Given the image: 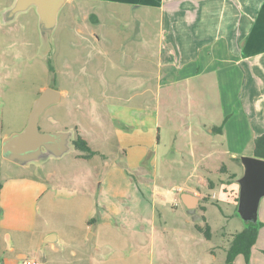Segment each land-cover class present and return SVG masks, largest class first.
Segmentation results:
<instances>
[{
    "label": "crops",
    "instance_id": "obj_1",
    "mask_svg": "<svg viewBox=\"0 0 264 264\" xmlns=\"http://www.w3.org/2000/svg\"><path fill=\"white\" fill-rule=\"evenodd\" d=\"M101 1L111 19L118 9L139 14L131 18L136 27L125 29L129 35L127 43L140 42L135 48L141 53L136 58L139 74L124 80L130 85V93L119 110L120 128L115 132L123 156L110 163L107 148L112 132L103 126L101 115L99 127L89 133L91 140L86 139L96 153L82 156L84 152L73 148L72 137H67L65 151L71 152L75 161L89 163L86 175H79L83 177L80 181L92 177L89 168H97V159L110 166L99 180L100 184L105 183L101 193L115 180L133 185L132 191L120 189L115 198L118 203L138 195L144 201V187L149 195L148 209L138 211L140 216L131 223L114 218V208L106 204L82 210L89 215L85 217L89 224L135 230L132 237L120 241L113 237L96 238L94 244L102 250L107 241L112 244L110 254L130 253L131 260L125 264H143L146 246L154 248L156 243L164 248L162 252L159 249V260L167 258L166 264H187L166 249L167 245L180 243L196 253V264H216L217 249L225 253L232 234L245 226L237 209L240 182L247 171L245 158H261L249 150H253L255 138L264 133V0ZM153 20L156 29L149 32L145 21ZM147 37H154L151 53L144 51ZM146 92L152 93L154 109L145 108ZM41 159L25 163L5 159L21 169L15 175L0 176L3 264H24L27 260L48 263L44 254L24 260L15 247L33 230L37 200L47 189L46 179L29 176L24 170L39 165ZM200 178L206 179V184ZM135 205L141 208L143 204L137 200ZM93 210L97 217H93ZM255 216L254 221L263 225L258 227L249 260L246 262L242 254H237L232 264H264V192L257 198ZM205 227L210 230L208 238L199 231ZM168 231L180 237L169 238ZM15 232L18 238L13 237ZM50 234L42 235L44 242L59 240L54 234L55 238L47 241ZM215 236H221L220 241L212 243ZM92 237L93 233L89 240ZM204 241L208 245L198 250ZM203 254L207 257L202 259ZM89 255L96 259V254ZM222 257L221 264L225 259ZM105 259L99 255L96 260L102 263ZM107 264L115 262L110 260Z\"/></svg>",
    "mask_w": 264,
    "mask_h": 264
},
{
    "label": "rangeland",
    "instance_id": "obj_2",
    "mask_svg": "<svg viewBox=\"0 0 264 264\" xmlns=\"http://www.w3.org/2000/svg\"><path fill=\"white\" fill-rule=\"evenodd\" d=\"M16 1L0 0V144L4 137L24 128L34 99L44 88L53 87L61 91V98L41 114L40 130L68 132L73 139L78 133L83 139L90 141L89 133L99 127L101 115L103 126L106 125L109 132H112L107 148L110 163L119 161L123 156L116 136L120 128L119 110L126 104L125 99L130 93V85L124 80L136 77L140 66L136 65V58L141 50H136L135 45L139 46L141 43H132L131 40L127 43L129 38L126 37L129 35L125 30L136 27V22L131 20L136 13L118 9L119 12L111 19L103 10L105 2L101 0H65L55 19L49 21L41 20L35 5L18 9ZM145 25L149 32L156 29L154 20L145 21ZM153 38H145V53H151ZM137 41H140V37ZM147 93L144 95L145 108L154 109L152 93ZM128 104L131 105L129 102ZM91 144L97 145L94 142ZM250 151L254 154L253 150ZM64 152L55 155L43 150L42 162L31 165V169H24L29 176L46 179L47 189L44 196L37 200L36 206L39 208L35 226L22 237L23 241L15 244L16 253L22 254L24 260L30 257L38 259L44 254L48 256L47 264H107L110 260L115 264L129 262L130 253L110 254L112 244L108 245L106 241L101 246L102 250H99L94 242L96 238L107 237L120 241L135 235V230L115 225L110 228L98 223L89 224L85 221L88 214L81 211H87L90 205L99 208L100 204H106L104 206L114 208V218L117 217L122 223L135 222L136 217L140 216L138 211L148 209L149 191L143 188L144 201L138 195L118 203L115 198L120 189L132 191L133 185L126 180H115L101 193V186L105 183L100 184L99 180L110 166L106 167L97 159V168L91 169V164L89 165L92 177L87 181H80L83 177L79 175H86L89 163L75 161L71 152ZM10 164L0 152V176L15 175L21 169L18 165ZM137 200L139 204H143L141 208L136 207ZM242 200L245 197L239 194L240 205ZM93 212V217H97L95 210ZM242 222L244 225L257 224L252 219L242 218ZM203 230L199 231L205 236ZM44 233L55 234L59 236V240L46 243L43 241L45 236L42 237ZM92 233L94 237L91 241L89 237ZM193 234L197 233L193 230ZM167 235L169 238L180 237L170 231ZM13 237L18 238L16 232ZM215 237L212 243L220 241L221 236ZM225 237L222 238L224 242ZM207 243L202 242L197 249H203ZM159 249L164 251L163 246L158 247L156 243L154 248L153 245L150 248L146 246L142 263L166 264L167 258L159 260ZM166 249L173 255L177 254L175 259L182 257L187 264H196L198 261L196 253L187 245L170 244ZM217 252L218 259L214 263L221 264L219 258L221 255L224 257L225 253L220 248ZM90 253L96 254V259L99 255L100 259L103 255L106 259L101 263L90 257ZM204 257L207 255L203 254L202 259Z\"/></svg>",
    "mask_w": 264,
    "mask_h": 264
},
{
    "label": "water",
    "instance_id": "obj_3",
    "mask_svg": "<svg viewBox=\"0 0 264 264\" xmlns=\"http://www.w3.org/2000/svg\"><path fill=\"white\" fill-rule=\"evenodd\" d=\"M65 0H17L16 8L25 9L35 5L41 20H54L59 8ZM60 99V92L56 88L46 87L34 99L29 112L26 125L20 132L12 133L2 139L1 155L5 159L19 163L41 158L43 150L60 155L67 146L65 141L69 137L68 132L62 131H41L39 129V118L45 109ZM42 152L40 153V151ZM246 174L241 180V192L245 200L242 205L238 204L242 218L256 219V205L259 194L264 192V159L245 158ZM191 203L194 200L190 201ZM251 218V219H250ZM54 234L47 236L46 240H53Z\"/></svg>",
    "mask_w": 264,
    "mask_h": 264
},
{
    "label": "trees",
    "instance_id": "obj_4",
    "mask_svg": "<svg viewBox=\"0 0 264 264\" xmlns=\"http://www.w3.org/2000/svg\"><path fill=\"white\" fill-rule=\"evenodd\" d=\"M72 144L76 150L84 152V157H88L96 153L89 147L87 141L83 139L78 133L72 140ZM253 151L256 156L264 158V133L255 138ZM1 185L2 184L0 182V188ZM261 225H263V223L260 221H258L256 225L248 224L245 225L240 231L232 234L231 241L225 250V259L223 264H232L237 254H242L245 261L248 262L251 247L256 240L258 227ZM203 231L207 238L210 237V230L208 227H205ZM0 264H3L1 258Z\"/></svg>",
    "mask_w": 264,
    "mask_h": 264
},
{
    "label": "built area",
    "instance_id": "obj_5",
    "mask_svg": "<svg viewBox=\"0 0 264 264\" xmlns=\"http://www.w3.org/2000/svg\"><path fill=\"white\" fill-rule=\"evenodd\" d=\"M200 182L202 184H206V179L200 178ZM24 264H41V263L39 261H36V260H27L24 262Z\"/></svg>",
    "mask_w": 264,
    "mask_h": 264
}]
</instances>
